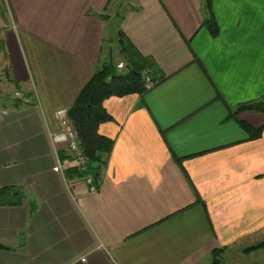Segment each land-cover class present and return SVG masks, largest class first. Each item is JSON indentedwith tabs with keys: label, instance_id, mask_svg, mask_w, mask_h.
Wrapping results in <instances>:
<instances>
[{
	"label": "crops",
	"instance_id": "obj_1",
	"mask_svg": "<svg viewBox=\"0 0 264 264\" xmlns=\"http://www.w3.org/2000/svg\"><path fill=\"white\" fill-rule=\"evenodd\" d=\"M203 1L0 0V72L32 92L0 106V188L18 197L0 204V264H264L244 251L264 242V111L230 116L264 100V0H211L215 35ZM112 17L159 81L104 100L112 145L89 192L50 133L112 59Z\"/></svg>",
	"mask_w": 264,
	"mask_h": 264
},
{
	"label": "trees",
	"instance_id": "obj_2",
	"mask_svg": "<svg viewBox=\"0 0 264 264\" xmlns=\"http://www.w3.org/2000/svg\"><path fill=\"white\" fill-rule=\"evenodd\" d=\"M202 13L204 26L208 28L212 35L217 34L211 0L203 1ZM118 44L119 52L124 62L122 69L112 59L98 65L90 80L79 92L72 106L68 108V116L77 132L80 146L87 156L88 164L83 172H79L75 167H69L67 173L77 177L89 175L92 183L97 187H99L98 181L100 169L104 163V155L110 151L112 145L111 139L98 132L100 123L110 119L103 106L104 100L110 96H124L130 93L145 92L143 72L149 73L154 79H159L156 65L151 58L142 55L128 39L121 36V33L119 34ZM19 104L15 102L14 106ZM242 110L264 111V100H254L240 104L234 112L230 113V116H235L238 111ZM241 125L248 128L252 137L258 136L261 130L260 128L253 129L244 122H241ZM93 163L96 165L93 166ZM17 198L12 195L8 187L0 188V204L17 203ZM4 247L0 243V249ZM259 247H264V242L246 247L244 251L250 252ZM219 254L220 250L212 252L210 264H218Z\"/></svg>",
	"mask_w": 264,
	"mask_h": 264
},
{
	"label": "built area",
	"instance_id": "obj_3",
	"mask_svg": "<svg viewBox=\"0 0 264 264\" xmlns=\"http://www.w3.org/2000/svg\"><path fill=\"white\" fill-rule=\"evenodd\" d=\"M143 73L144 89L147 91L157 84L158 79H154L147 72ZM53 115L57 122L58 129L50 133V139L56 147V152L59 155V150H64L68 154L69 162H72L73 166L79 172L85 171L88 164V159L84 150L80 146L77 132L68 116V108L56 109L53 112ZM59 146H61V148H59ZM67 166L68 163L62 162L58 156L53 170L64 174L65 168ZM82 179L88 185L89 192L97 191L98 187L92 183V179L89 175L83 176ZM81 260L84 261L85 258H81Z\"/></svg>",
	"mask_w": 264,
	"mask_h": 264
},
{
	"label": "rangeland",
	"instance_id": "obj_4",
	"mask_svg": "<svg viewBox=\"0 0 264 264\" xmlns=\"http://www.w3.org/2000/svg\"><path fill=\"white\" fill-rule=\"evenodd\" d=\"M117 19H112L108 21L109 31H112L111 36L107 35V47L111 50V58L117 63V66L122 69L124 62L122 61L121 55L119 53L117 36H115ZM2 81L0 82V106L2 105H14L15 102L22 103L24 99L32 100V92L28 88L20 87L19 85L7 84L5 81L4 73L0 72ZM20 105V104H19ZM14 193V192H13Z\"/></svg>",
	"mask_w": 264,
	"mask_h": 264
},
{
	"label": "water",
	"instance_id": "obj_5",
	"mask_svg": "<svg viewBox=\"0 0 264 264\" xmlns=\"http://www.w3.org/2000/svg\"><path fill=\"white\" fill-rule=\"evenodd\" d=\"M96 164L95 163H93V166H95Z\"/></svg>",
	"mask_w": 264,
	"mask_h": 264
}]
</instances>
